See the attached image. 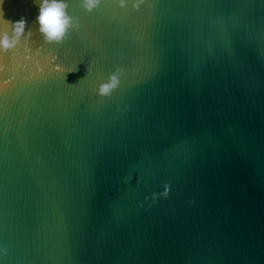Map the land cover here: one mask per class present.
I'll use <instances>...</instances> for the list:
<instances>
[{
  "label": "water",
  "instance_id": "95a60500",
  "mask_svg": "<svg viewBox=\"0 0 264 264\" xmlns=\"http://www.w3.org/2000/svg\"><path fill=\"white\" fill-rule=\"evenodd\" d=\"M66 2L0 0V264H264V0Z\"/></svg>",
  "mask_w": 264,
  "mask_h": 264
},
{
  "label": "clouds",
  "instance_id": "9594fccd",
  "mask_svg": "<svg viewBox=\"0 0 264 264\" xmlns=\"http://www.w3.org/2000/svg\"><path fill=\"white\" fill-rule=\"evenodd\" d=\"M35 3L39 14L34 23L38 25L39 33L46 44L61 45L72 30L79 29L78 19L70 14L66 0H35ZM114 3L122 10L126 9L129 3L134 11H139L145 5L149 9L153 7L148 0H114ZM101 4L102 0H80L79 6L84 11L92 13L99 9ZM0 18H2V12H0ZM5 23L10 27L7 32L0 33V53L7 54L17 48L22 39L30 37L31 32L28 30V22L25 18ZM122 75L123 70L117 67L107 77V81L99 85L97 95L102 99L111 97L120 87ZM6 252V249H0V254L6 255Z\"/></svg>",
  "mask_w": 264,
  "mask_h": 264
}]
</instances>
